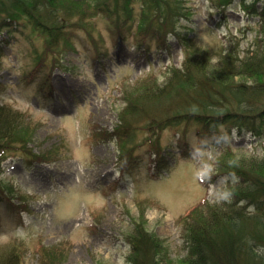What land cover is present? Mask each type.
I'll return each mask as SVG.
<instances>
[{"label":"rangeland","instance_id":"1","mask_svg":"<svg viewBox=\"0 0 264 264\" xmlns=\"http://www.w3.org/2000/svg\"><path fill=\"white\" fill-rule=\"evenodd\" d=\"M186 3L193 9L179 21L181 36L196 50L212 49L218 57L222 43L253 49L262 36L263 17L240 0L222 13L213 0ZM252 8L261 12L262 3ZM7 20L0 15V102L28 115L34 130L29 149H10L4 163L0 254L24 251L23 264H44L39 251H54V264H131L125 237L143 227L157 236L166 261L172 260L166 264H178L191 245L186 222L192 216L183 218L186 210L205 200L234 201L228 185L236 178L215 176L221 149L229 145L237 153L259 155L264 149L257 138L250 130L238 135L236 126L229 134L223 125L216 132L220 143L207 128L181 123L160 137L164 162L149 160L147 143L122 168L118 139L110 131L124 105L123 89L149 76L164 82L169 68L182 63L185 45L175 34L166 41L141 40L134 32L118 36L114 24L98 15L92 36L71 28L67 44L58 45L61 53L54 55L26 20L10 28L2 25ZM54 57L63 67L52 68ZM144 135L138 131L136 137ZM46 151L50 161L35 157Z\"/></svg>","mask_w":264,"mask_h":264},{"label":"trees","instance_id":"2","mask_svg":"<svg viewBox=\"0 0 264 264\" xmlns=\"http://www.w3.org/2000/svg\"><path fill=\"white\" fill-rule=\"evenodd\" d=\"M240 1L250 13L263 17L262 36L255 39L253 49L242 50L240 43H222L218 57H213L212 49L196 50L189 45L188 36H181L179 21L192 12L186 0H0V15L8 18L2 23L8 28L21 26L20 21L26 20L44 36L54 55L61 53L55 50L58 45L67 44L71 28L85 29L92 36L93 24L97 27L93 17L98 15L114 24L118 36L134 32L141 40L159 36L163 41L171 34L178 36L185 45L184 59L180 65L169 68L164 82L149 76L123 89L124 105L110 137L118 139L119 160L124 168L134 156L133 151L147 143L151 146L150 159L164 162L160 137L168 127L179 128L181 123L207 128L220 143L222 134L216 133L219 126L227 125L231 129L229 134L234 126L238 135L250 130L264 149V0H252L251 5L246 4L247 0ZM213 2L222 13L235 0ZM257 2L262 3L261 12L252 8ZM95 56L99 57L100 52ZM57 66L63 65L54 57L52 68ZM27 116L0 102V194L4 192L2 161L16 146L28 150V143L33 140L34 126ZM138 131L146 136L137 138ZM49 154L46 151L35 157L50 161ZM215 161V176L226 172L236 178L228 185L234 201L223 204L205 200L186 210L183 218L192 216L186 222L191 245L178 264H264V150L262 154L247 156L227 145ZM251 203L255 204L254 210L248 208ZM200 208L205 211H198ZM126 236L132 247L131 264L172 261H166L167 256L158 251L157 236L143 227L137 229V234ZM22 252L0 254V264H23ZM53 252L39 251L41 263L54 264L57 257Z\"/></svg>","mask_w":264,"mask_h":264},{"label":"bare ground","instance_id":"3","mask_svg":"<svg viewBox=\"0 0 264 264\" xmlns=\"http://www.w3.org/2000/svg\"><path fill=\"white\" fill-rule=\"evenodd\" d=\"M192 8V7H191ZM193 9V8H192Z\"/></svg>","mask_w":264,"mask_h":264}]
</instances>
